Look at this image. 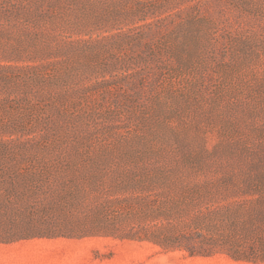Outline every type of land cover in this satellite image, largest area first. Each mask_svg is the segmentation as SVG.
Here are the masks:
<instances>
[{"label": "rangeland", "instance_id": "1", "mask_svg": "<svg viewBox=\"0 0 264 264\" xmlns=\"http://www.w3.org/2000/svg\"><path fill=\"white\" fill-rule=\"evenodd\" d=\"M140 181L260 251L264 0H0V264H264L76 234L119 197L120 233L151 225ZM36 224L72 236L15 238Z\"/></svg>", "mask_w": 264, "mask_h": 264}, {"label": "trees", "instance_id": "2", "mask_svg": "<svg viewBox=\"0 0 264 264\" xmlns=\"http://www.w3.org/2000/svg\"><path fill=\"white\" fill-rule=\"evenodd\" d=\"M122 190L140 188L141 197L138 203L141 205L140 211L151 222V225H143L141 228H131L127 231L119 232L118 225L114 222L115 213L123 210L121 202L128 203L129 197L114 198L112 200H97L92 204V208L97 211V216L90 225H85L78 229V236L85 235H113L120 238H131L139 240H149L160 245L164 250H185L190 255H210L215 252H226L234 259L262 261L264 262V236L257 239L260 251L257 252L254 243L247 248V245L226 244L223 245V232L219 231L223 226V208L216 207L214 215L208 216L207 221L196 223L192 229L188 231H179L172 222V217L178 213L172 207L160 203L155 204L154 201L147 199V193L151 184L143 182H125L119 185ZM217 217V221L214 218ZM264 222V218L260 220ZM202 229H205L202 231ZM205 231V232H204ZM72 236V233L63 232L56 224L31 225L26 233H21L15 238H31V237H57ZM259 236V235H258Z\"/></svg>", "mask_w": 264, "mask_h": 264}]
</instances>
